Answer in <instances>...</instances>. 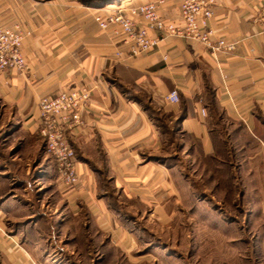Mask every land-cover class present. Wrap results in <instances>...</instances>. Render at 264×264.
Listing matches in <instances>:
<instances>
[{
	"label": "crops",
	"instance_id": "0c3cea01",
	"mask_svg": "<svg viewBox=\"0 0 264 264\" xmlns=\"http://www.w3.org/2000/svg\"><path fill=\"white\" fill-rule=\"evenodd\" d=\"M149 1L180 23L182 0H0V24L19 23L30 32L22 44L29 69L0 70V101L19 127L20 150L43 146L42 96L92 88L82 113L86 126L69 134L78 183L64 185L55 162L56 176L40 177L54 183L53 192L37 199L27 180L21 194L3 192L0 184V264L129 260L127 247L137 245L140 229L130 213L151 210L170 221L176 211L169 198L180 196L183 186L193 197L196 175L223 195L226 185L213 172L232 178L238 207L244 172L255 178L264 166V0H216L210 26L215 38L237 43L231 54L168 37L132 56L122 28L103 29L96 16ZM173 90L178 102L167 98ZM12 159L7 170L22 182V159ZM210 163L217 169L207 168ZM245 197L252 202L251 194Z\"/></svg>",
	"mask_w": 264,
	"mask_h": 264
},
{
	"label": "rangeland",
	"instance_id": "374dc122",
	"mask_svg": "<svg viewBox=\"0 0 264 264\" xmlns=\"http://www.w3.org/2000/svg\"><path fill=\"white\" fill-rule=\"evenodd\" d=\"M7 116L0 101L2 191L13 189L21 194L18 190L21 183L28 181V188L33 190V199L39 198L41 192H53L54 183L48 185L44 181L49 175L55 177L57 173L55 160L48 152L45 141L40 151L24 146L20 150L21 145L14 137L15 133L19 134V127ZM17 155L23 162L17 169L22 182L12 178L10 170H7L10 166L6 165ZM42 160L44 164L41 165ZM257 170L256 179L250 178L246 172L242 175L236 191L238 207L223 200L214 183L205 182L200 175H196L192 182L193 197L188 196L183 186L180 196L169 198L167 203L172 204L176 211L170 221L168 218L158 219L151 210L130 213L129 218L135 221V226L140 227L134 235L137 245H129L126 250L133 255L129 260L108 261L106 264H249L245 258L257 259L259 264H264V166H257ZM247 192L252 195V202L245 197ZM54 200L55 196L51 194V203ZM251 204L255 210L250 212L247 206ZM81 264L100 262L83 261Z\"/></svg>",
	"mask_w": 264,
	"mask_h": 264
},
{
	"label": "built area",
	"instance_id": "2783aa9c",
	"mask_svg": "<svg viewBox=\"0 0 264 264\" xmlns=\"http://www.w3.org/2000/svg\"><path fill=\"white\" fill-rule=\"evenodd\" d=\"M216 0H182L180 23L166 19L156 1L133 5L130 8L113 7L108 16H96L101 28L119 25L125 33L126 44L132 56L152 50L168 37H179L204 44L213 54L236 51V42L215 38L210 26ZM30 34L21 24H0V70L26 72L29 64L22 51L24 39ZM92 88L82 86L64 90L56 95L42 96L39 100V133L45 141L48 152L54 158L57 172L66 186L78 183L76 152L69 141V134L86 126L82 113L87 109ZM167 98L178 102L177 90ZM202 114L206 115L205 108ZM31 264H39L31 260Z\"/></svg>",
	"mask_w": 264,
	"mask_h": 264
},
{
	"label": "trees",
	"instance_id": "16d2710c",
	"mask_svg": "<svg viewBox=\"0 0 264 264\" xmlns=\"http://www.w3.org/2000/svg\"><path fill=\"white\" fill-rule=\"evenodd\" d=\"M114 0H88V2L92 5H102V4H106V3H110ZM214 165V166H212ZM213 168V170H216V165L213 163L208 164L207 168ZM213 177H216L217 179L220 178L219 181V185L220 186H225L226 185V189L222 190V193H224L222 195V199L225 201H228L229 203H233V194L235 191V188L233 186V181L232 178L227 176V174L225 173L224 175L222 174H215L214 172L212 173Z\"/></svg>",
	"mask_w": 264,
	"mask_h": 264
}]
</instances>
